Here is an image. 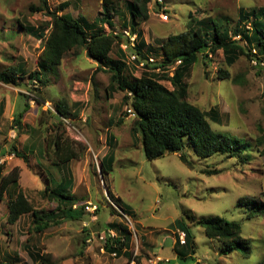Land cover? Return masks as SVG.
Returning a JSON list of instances; mask_svg holds the SVG:
<instances>
[{
    "label": "rangeland",
    "instance_id": "obj_1",
    "mask_svg": "<svg viewBox=\"0 0 264 264\" xmlns=\"http://www.w3.org/2000/svg\"><path fill=\"white\" fill-rule=\"evenodd\" d=\"M47 1L51 10L67 2L68 7L58 14L80 17L88 23L99 17L104 8L101 0ZM121 2L111 13L113 26H105L104 32L118 35L120 42L126 44L122 23H127L129 15ZM156 2L147 3L148 19L137 21V29L144 34V49L152 48L146 56L154 63L162 58L158 49L160 39L186 31L192 19L210 35V19H227L229 26H233L240 10L251 12L264 7V0H162V12ZM37 7L38 0H0V72L19 66L27 76L17 87L0 82L1 175L14 168L19 172L18 182L9 186L6 195L13 197L20 190L33 208L53 210L57 204L42 196L44 188L47 184L51 188L65 184L78 200L75 206L91 203L100 210L98 215L85 212L89 215L85 221L62 222L33 234L28 232L30 215L20 216L14 224L7 223L8 198L3 197L0 263L128 264L131 261L125 257L108 253L104 239L96 236L97 232L101 236L111 223L117 225L118 230L114 232L119 236L131 231L127 252L139 258V264H156L158 257L171 264H260L264 261V215L247 219L246 207L239 204L241 198H249L264 205V155L260 154L264 147V60L261 70L244 56L229 65L219 51L207 59L199 56L184 80L189 104L205 113L215 109L218 123L210 121L212 129L245 143L235 157L214 155L200 159L185 139L183 155L187 164L178 154L148 160L141 143L131 135L134 117L122 101L124 94L106 93L110 75L96 71L97 65L83 51L68 52L60 65L51 69L47 87L40 90L39 96L44 102H35L38 93L32 88L39 86L31 84L29 78L37 70L43 47L24 28L35 29L49 22L44 13L34 11ZM248 22L244 24L247 29ZM117 49L115 45L110 58ZM131 51L124 50L126 75L139 78L142 67L129 59ZM251 54H256L252 48ZM219 70L227 72L229 77L223 78ZM160 83L171 90L168 82ZM59 100L69 112L65 120L54 112V104ZM25 103L29 106L27 111H23ZM19 113L23 117L16 125L13 119ZM125 113L123 123L117 125ZM57 137L61 145L75 154L64 165L52 156ZM12 147L21 158L12 154ZM109 151L114 152L111 171L102 174L100 161ZM214 170L218 174L202 173ZM209 217L238 222L242 237L252 241L251 255L245 258L238 252L222 255V245L209 239L198 224ZM175 220H181L194 237L196 253L186 259L177 256L172 247H164L165 239L176 238ZM88 223H94L89 242L83 241V227ZM183 249L176 246V251ZM38 254L48 255L49 260H40Z\"/></svg>",
    "mask_w": 264,
    "mask_h": 264
},
{
    "label": "trees",
    "instance_id": "obj_2",
    "mask_svg": "<svg viewBox=\"0 0 264 264\" xmlns=\"http://www.w3.org/2000/svg\"><path fill=\"white\" fill-rule=\"evenodd\" d=\"M38 1L39 7L34 11L44 13L49 18V22L35 29L32 27L24 28L25 31L37 37L43 47L38 57L37 70L31 73L29 78L31 84L36 83L39 86V88H32L38 93L35 96L37 104L44 102L39 96L40 90L47 87L49 83L47 76L51 69L59 66L68 52L80 50L97 65L96 71H103L110 75L106 93L119 91L124 94L122 101L134 117L131 135L136 139V142L141 143L146 159L156 160L166 155L178 154L180 160L187 164L183 155L185 139L189 141L193 154L200 159L210 158L214 155L233 158L245 147V143L237 137L212 129L210 121L218 123L215 109L205 113L187 102V87L184 80L189 76L192 66L198 62L199 56L207 59L219 51L224 54L226 63L229 65L235 62L239 56H244L255 62L257 69L261 70V64L264 60V7L251 12L240 10L238 20L233 26H229L230 23L227 19H210L212 25L210 35L204 31V26L192 19L186 31L169 34L165 39H160L158 49L160 51L159 56L162 58L160 57V62L154 63V61L150 62V57L146 56L147 53L151 54L152 48L144 49L143 35L137 29L139 19H148L147 3L150 0H101V5L104 8L101 9L99 17L95 18L92 23H88L80 17L74 19L68 14L59 15V11L68 7L67 2H63L59 7L51 10L47 0ZM120 2L129 15L127 23L123 22L122 27L124 31L128 29L130 35L136 36L137 44L130 48L132 50L130 56H135L133 63H137L139 66L142 63L139 78H131L126 75L128 65L124 60V51L120 47L121 39L118 35L106 34L103 28L105 25L113 26L110 20L112 19L111 13L112 11L115 12L114 7ZM156 4L163 12L162 5L158 2ZM159 14L163 13L159 12ZM245 22L250 24V28L247 29L244 26ZM123 37L126 38V44H128L129 38ZM115 45H118V49L114 53L115 58H110L109 55ZM251 48L256 54H251ZM219 71L223 78L229 77L224 70ZM25 77L27 76L19 66L10 67L0 72V82L4 85L17 87L19 81ZM161 81L168 82L171 90L165 88L160 83ZM23 97L28 98L26 95ZM24 107L23 111H27L29 108L26 103ZM54 112L64 120L69 115L66 104L61 100L54 104ZM23 113H19L13 119L16 125L20 123ZM125 116L126 113L123 118L116 122L117 125L123 123ZM59 141L60 137H57L52 146L54 148L52 156L56 158L57 163L64 165L74 159L75 154L66 145H61ZM257 143L260 144V141ZM11 149L14 156L22 157L14 147ZM46 154H49L48 148H46ZM260 154L264 155V147ZM113 159V151H109L101 159L100 172L102 174L111 171ZM240 159L243 164V159L241 157ZM2 171L3 165L0 164V201L3 197L8 198V224H14L22 215H30L31 225L28 232L38 234L62 222L85 221L89 216L85 213L84 206L73 207L78 200L68 192L65 184L55 188H51L49 187L50 184H47L44 188L42 196L48 197L49 200L57 204L53 210L33 208L20 190H17L13 197L7 196L6 192L9 186L16 184L19 180V172L17 168H14L2 176ZM202 173L218 174L215 170L213 172L202 171ZM239 204L246 207L247 219L264 215L262 202L241 198ZM99 210L100 208L97 206L95 210L97 215ZM124 213L127 214L128 212L125 211ZM198 224L209 239L216 240L222 245V255L234 252L240 253L244 258L251 255L252 241L242 237L241 225L238 222H230L220 217H209L200 220ZM93 225L94 223H88L83 227L85 234L83 241L92 237ZM174 227L177 232H183L185 235L183 245L177 240L172 247L173 250H176L177 245L184 248V252L183 250L180 251V254L177 252V256L186 259L189 255H195L196 247L191 232L181 220H175ZM114 230H118L114 223L107 225V229L104 230L106 233L104 249L108 253L121 255L129 261L134 260L136 264H139V258L133 257L132 252H127L132 236L131 231L125 232L126 235L119 236L116 234V237L113 238L107 231ZM99 233L97 232L96 236H99ZM37 257L40 260H49V256L46 254H38ZM157 264L171 263L168 260V262H157ZM260 264H264V261H261Z\"/></svg>",
    "mask_w": 264,
    "mask_h": 264
},
{
    "label": "built area",
    "instance_id": "obj_3",
    "mask_svg": "<svg viewBox=\"0 0 264 264\" xmlns=\"http://www.w3.org/2000/svg\"><path fill=\"white\" fill-rule=\"evenodd\" d=\"M157 2L159 4H161V0H157ZM160 17L163 18L164 20H166V17L163 14H161ZM124 35L127 38H129V43L120 45V47H121V49H123V51L128 49V48L134 47V44H135L134 42H135V38H136L135 35H130L129 31H124ZM129 59L132 60V61H135V56L132 55V56H130ZM149 61L153 62L154 60L152 58H149ZM140 66H142V63L140 64ZM128 112H130V111H128ZM73 207L75 208L76 206H73ZM96 208H97V206L96 205H92L91 203H88L86 206H84L85 212L90 213L91 215H94ZM93 219H95V218H93ZM93 221H95V220H93ZM84 226H85V224H84ZM107 232L110 235V237H113V238L116 237V234L113 231H107ZM177 234H178V239L177 240L179 241V243L181 245H183L185 243V235H184V233L178 231ZM102 235L101 236L99 235V239H101V240H103L105 238L106 233L104 232ZM91 239H92V237H90L87 241L89 242V241H91ZM112 255L116 256L115 253H113ZM157 262H162V260L157 259ZM166 262H167V260H166ZM128 264H136V262L134 260H131V262L128 263Z\"/></svg>",
    "mask_w": 264,
    "mask_h": 264
},
{
    "label": "crops",
    "instance_id": "obj_4",
    "mask_svg": "<svg viewBox=\"0 0 264 264\" xmlns=\"http://www.w3.org/2000/svg\"><path fill=\"white\" fill-rule=\"evenodd\" d=\"M105 26H107V25H105ZM105 26L103 27L104 29H105ZM142 35H143V39H144V34L142 33ZM109 57H110V55H109ZM112 58H115V57H112ZM68 182V180H66L64 183H67ZM63 183V184H64ZM114 232V231H113ZM115 233V232H114ZM116 234V233H115ZM176 238H177V235H176ZM172 239V238H170L171 240H172V247L174 246V244H175V242L177 241V239ZM166 240V239H165ZM176 249V248H175ZM175 252H178L179 254H180V250L178 251H176V250H174ZM157 259H160V257H158ZM161 260V259H160ZM167 260V259H166ZM166 260H164L165 262H166ZM163 262V261H162ZM167 262H168V260H167Z\"/></svg>",
    "mask_w": 264,
    "mask_h": 264
},
{
    "label": "water",
    "instance_id": "obj_5",
    "mask_svg": "<svg viewBox=\"0 0 264 264\" xmlns=\"http://www.w3.org/2000/svg\"><path fill=\"white\" fill-rule=\"evenodd\" d=\"M164 247L166 248H170L172 247V240L170 238H167L165 241H164Z\"/></svg>",
    "mask_w": 264,
    "mask_h": 264
},
{
    "label": "clouds",
    "instance_id": "obj_6",
    "mask_svg": "<svg viewBox=\"0 0 264 264\" xmlns=\"http://www.w3.org/2000/svg\"><path fill=\"white\" fill-rule=\"evenodd\" d=\"M161 3H162V0H161ZM130 33V32H129Z\"/></svg>",
    "mask_w": 264,
    "mask_h": 264
}]
</instances>
